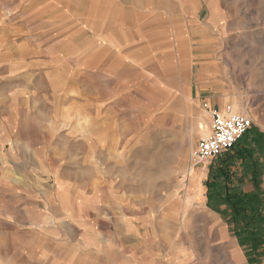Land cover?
Here are the masks:
<instances>
[{
  "label": "rangeland",
  "instance_id": "obj_1",
  "mask_svg": "<svg viewBox=\"0 0 264 264\" xmlns=\"http://www.w3.org/2000/svg\"><path fill=\"white\" fill-rule=\"evenodd\" d=\"M130 1L128 20L58 22L47 45L45 22L0 13V174L15 190L0 208L46 210L24 233L47 264H264V181L245 180L232 212L195 192L212 110L249 116L262 131L241 140L264 141V0H173L162 27ZM19 230L0 229L1 264Z\"/></svg>",
  "mask_w": 264,
  "mask_h": 264
},
{
  "label": "crops",
  "instance_id": "obj_2",
  "mask_svg": "<svg viewBox=\"0 0 264 264\" xmlns=\"http://www.w3.org/2000/svg\"><path fill=\"white\" fill-rule=\"evenodd\" d=\"M171 1L173 2V0H154L157 9H152L148 7L149 0H139L141 3L140 10L147 14H154L151 19H157L162 27V24L166 21L172 22L169 13ZM89 5H97L98 9L90 11L87 7ZM130 9L135 11L134 2L130 0H0V13L6 15L5 19L31 22L30 26L45 22L43 36L47 39L46 45L55 41L58 32L56 24L58 22L71 21L76 23L93 20L120 22L130 18ZM78 26L81 27V25ZM109 27L107 25L105 31L110 29ZM114 28L121 29V23L114 25ZM102 40L105 43L107 42L106 37ZM257 131L261 132L262 130L260 131L254 124L245 138L254 135ZM259 149L264 154V141L256 143L251 140H240L229 152L202 164L206 166L213 162L211 171L201 174L196 183L195 192L197 195L199 194L198 198L202 200V204L206 209H211L212 213L218 211L232 212L233 204L229 199L239 194L249 193L245 191L243 194L238 192V190H242V184L245 180H248L253 187L255 184L262 185L264 181V156L258 155L257 151ZM225 154L228 155L224 156ZM5 159L7 160V156ZM11 178L9 170L5 168L0 174V189H4L13 196L12 193L15 190ZM18 203L20 202H8V205L0 208V229L20 228L19 234L22 236L21 240H15L12 235V239L4 242L6 244L5 257L12 262L11 264H47L49 260L51 261V258L47 260L43 249L39 250L37 254H31L30 240L29 237H25L24 232H29L27 229L30 228V224L45 226V221L49 216L46 210L36 212L37 216H35L31 213L35 208L31 209L30 207L13 214V210L20 209L23 206ZM125 254L116 255L112 264H122L121 259Z\"/></svg>",
  "mask_w": 264,
  "mask_h": 264
},
{
  "label": "built area",
  "instance_id": "obj_3",
  "mask_svg": "<svg viewBox=\"0 0 264 264\" xmlns=\"http://www.w3.org/2000/svg\"><path fill=\"white\" fill-rule=\"evenodd\" d=\"M211 116V133L198 144L196 165L205 164L231 150L253 125L249 116L236 114L231 107L222 112L212 110Z\"/></svg>",
  "mask_w": 264,
  "mask_h": 264
},
{
  "label": "bare ground",
  "instance_id": "obj_4",
  "mask_svg": "<svg viewBox=\"0 0 264 264\" xmlns=\"http://www.w3.org/2000/svg\"><path fill=\"white\" fill-rule=\"evenodd\" d=\"M206 132V128L204 129V133Z\"/></svg>",
  "mask_w": 264,
  "mask_h": 264
}]
</instances>
